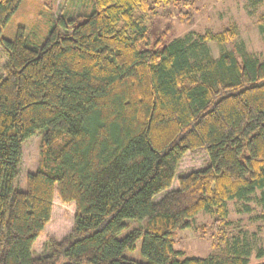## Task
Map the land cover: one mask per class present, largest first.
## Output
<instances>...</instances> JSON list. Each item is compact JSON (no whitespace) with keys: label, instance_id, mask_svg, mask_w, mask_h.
Returning <instances> with one entry per match:
<instances>
[{"label":"trees","instance_id":"1","mask_svg":"<svg viewBox=\"0 0 264 264\" xmlns=\"http://www.w3.org/2000/svg\"><path fill=\"white\" fill-rule=\"evenodd\" d=\"M247 1L260 8L264 48V0ZM20 2L0 0V264H249L252 249L228 231V205L264 208V53L246 51L234 24L176 38L167 27L151 41L155 9L177 0H93L82 22L35 47L21 31L1 37ZM178 20L194 19L179 10ZM37 131L38 168L21 191V144ZM199 150L209 164L172 189L180 159ZM55 195L74 203L73 227L33 257ZM201 212L212 217L213 251L183 258L175 234ZM127 220L142 224L119 239ZM140 238L145 263L123 256ZM255 257L264 264V248Z\"/></svg>","mask_w":264,"mask_h":264},{"label":"rangeland","instance_id":"2","mask_svg":"<svg viewBox=\"0 0 264 264\" xmlns=\"http://www.w3.org/2000/svg\"><path fill=\"white\" fill-rule=\"evenodd\" d=\"M93 0H21L17 9L12 13L6 24L1 27V37L10 41L15 40L21 31L25 41L32 46L39 47L44 43L51 31L65 32L71 24L82 22L93 10ZM178 5L158 6L155 14L148 22L149 38L153 41L167 27L172 37H183L188 33H203L206 30L217 32L232 24L238 29L237 41L242 42L246 51L259 55L264 53L260 32L256 25V13L260 8L249 7L247 0H191V6ZM187 11L193 17L192 24L180 23L178 11ZM66 27V28H65ZM228 44L226 47H231ZM214 56L218 53V47L210 44ZM8 58L6 52L0 46V74H4ZM41 131L35 132L21 144V163L15 187L25 191L26 177L34 173L38 168ZM209 164V158L205 151L187 152L178 162L172 189L178 187L177 178L189 172L205 168ZM259 192L256 193V198ZM160 197V196H159ZM158 197V198H159ZM250 211H238L240 203L230 201L228 205V218L231 225L228 231L235 235L241 233L252 249L249 264H258L262 259L255 257L256 249L264 248V223L255 219L264 215V208L255 200L248 203ZM242 209V207H240ZM75 216L74 203L62 204L56 195L53 200L51 216L43 232L33 244V257L47 253L45 242L49 239L60 241L65 238L73 227ZM212 221L210 214L198 213L189 229L175 234L174 250L183 253V258H204L212 251V240L209 239ZM127 228L117 238L124 237L132 228L142 224L140 221L127 220ZM204 232V233H203ZM142 239H138L133 250H125L123 256L127 259L145 263L141 254Z\"/></svg>","mask_w":264,"mask_h":264}]
</instances>
